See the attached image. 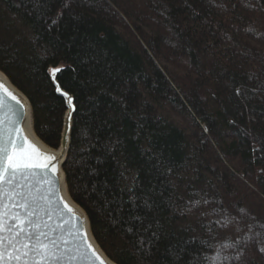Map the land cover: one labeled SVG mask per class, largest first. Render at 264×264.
<instances>
[{
	"label": "trees",
	"instance_id": "trees-1",
	"mask_svg": "<svg viewBox=\"0 0 264 264\" xmlns=\"http://www.w3.org/2000/svg\"><path fill=\"white\" fill-rule=\"evenodd\" d=\"M119 264H264V0H0V69L61 141ZM227 245V246H226Z\"/></svg>",
	"mask_w": 264,
	"mask_h": 264
},
{
	"label": "snow or ice",
	"instance_id": "snow-or-ice-1",
	"mask_svg": "<svg viewBox=\"0 0 264 264\" xmlns=\"http://www.w3.org/2000/svg\"><path fill=\"white\" fill-rule=\"evenodd\" d=\"M6 99L23 109L0 83V264H105L82 226H68L62 218L51 223V197L58 193L57 157L41 153L21 136L19 121L5 113Z\"/></svg>",
	"mask_w": 264,
	"mask_h": 264
},
{
	"label": "water",
	"instance_id": "water-1",
	"mask_svg": "<svg viewBox=\"0 0 264 264\" xmlns=\"http://www.w3.org/2000/svg\"><path fill=\"white\" fill-rule=\"evenodd\" d=\"M60 69V66H51L48 69L52 82L56 88V92L65 99L67 108L63 120L60 151H57L55 147L45 142L36 131L34 132V134L38 140L28 133L26 129V120L29 116L32 117L34 126L32 103L26 93H24V91L17 87L9 78V76L2 69H0V72L7 79L6 80L5 78H3V76L0 74V83H2L10 92H12L21 101L23 105V109L21 110L20 107L17 106L14 101L6 99L5 113L8 118L16 119L19 121V126L22 129L21 136L23 138H26L27 141L33 144L41 153L46 155H55L57 157L58 172L56 173V175L58 177V184L56 187L58 188V193L51 197L52 204L49 208V210L53 212L51 223L55 224L59 222V220L62 218L63 220L69 221L68 226H82L83 231L87 234L88 240L92 244L95 251L100 255V257L104 259L105 264H119L114 261L101 247L93 233L90 218L86 210L72 197L69 191L67 177L63 166L70 148L72 129L74 125V114L76 111V101L73 93L66 90L58 79V73ZM53 70H57L55 71L54 75L52 74ZM69 99L71 103H69ZM13 112H15V116L12 115ZM35 171L38 173V175L42 174L41 170L39 169H36ZM45 191L46 188L41 189V193ZM57 196L62 198V202L61 200L57 199ZM65 204L68 206V208L64 207ZM69 209H71V212H69Z\"/></svg>",
	"mask_w": 264,
	"mask_h": 264
},
{
	"label": "bare ground",
	"instance_id": "bare-ground-1",
	"mask_svg": "<svg viewBox=\"0 0 264 264\" xmlns=\"http://www.w3.org/2000/svg\"><path fill=\"white\" fill-rule=\"evenodd\" d=\"M0 74L3 76V78L6 79V77H5L1 72H0ZM6 80H7V79H6ZM26 129H27L28 133H29L32 137L36 138V136H35V134H34V132H35L36 130H34L35 128H34V126H33V119H32L31 116H29L28 119L26 120ZM36 139H37V138H36ZM37 140H38V139H37ZM53 147H55V146H53ZM55 149H56L57 151H60V150H61V146L59 145L58 147H55Z\"/></svg>",
	"mask_w": 264,
	"mask_h": 264
}]
</instances>
